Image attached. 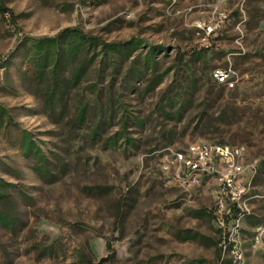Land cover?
Listing matches in <instances>:
<instances>
[{
  "label": "rangeland",
  "instance_id": "rangeland-1",
  "mask_svg": "<svg viewBox=\"0 0 264 264\" xmlns=\"http://www.w3.org/2000/svg\"><path fill=\"white\" fill-rule=\"evenodd\" d=\"M197 142L244 148L264 264V0H0V264H232L238 207L163 167Z\"/></svg>",
  "mask_w": 264,
  "mask_h": 264
},
{
  "label": "built area",
  "instance_id": "built-area-1",
  "mask_svg": "<svg viewBox=\"0 0 264 264\" xmlns=\"http://www.w3.org/2000/svg\"><path fill=\"white\" fill-rule=\"evenodd\" d=\"M226 18L227 15L224 12L220 13V21L213 26H208V33L214 31L215 27H218ZM213 76L219 84H224L228 88H234L237 82L231 69H216ZM163 167L184 185L195 184L204 176L217 178L220 198L238 207L235 224L232 223L227 231L224 252L228 255L232 253V264H242L245 255L242 248L240 222L247 214L245 208L252 198L249 195L251 182L250 180L244 182L246 173L244 148L211 142L192 143L185 149L172 150ZM252 240L256 244L264 241V223L255 227Z\"/></svg>",
  "mask_w": 264,
  "mask_h": 264
}]
</instances>
